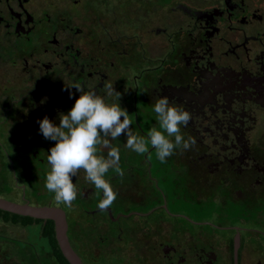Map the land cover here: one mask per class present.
Masks as SVG:
<instances>
[{"label":"flooded vegetation","instance_id":"flooded-vegetation-1","mask_svg":"<svg viewBox=\"0 0 264 264\" xmlns=\"http://www.w3.org/2000/svg\"><path fill=\"white\" fill-rule=\"evenodd\" d=\"M110 82L134 132L158 127L166 95L190 113L191 142L161 162L111 141L123 175L106 174L117 197L103 210L77 171L63 210L67 226L100 219L91 262L107 244L118 264H234L237 236V264H264V0H0V197L56 206L37 120L59 123L73 83Z\"/></svg>","mask_w":264,"mask_h":264},{"label":"clouds","instance_id":"clouds-1","mask_svg":"<svg viewBox=\"0 0 264 264\" xmlns=\"http://www.w3.org/2000/svg\"><path fill=\"white\" fill-rule=\"evenodd\" d=\"M69 87H74L79 95L66 113L58 112L59 123L47 115L37 120L43 137L54 141L46 157L49 170L45 188L58 203L70 205L76 199L72 177L80 169L101 196L97 207L103 210L113 203L117 192L106 174L112 169L123 175L119 147L111 143L121 135L126 137L125 147L143 154L151 146L161 162L177 147L190 146L191 138L185 139L181 132L190 120V113L166 95H160L151 106L158 127L152 126L146 134H141L132 130L133 118L121 106V94L114 89L113 82L102 85V94L95 87L85 88L79 83ZM101 146L107 149L106 153Z\"/></svg>","mask_w":264,"mask_h":264},{"label":"rangeland","instance_id":"rangeland-1","mask_svg":"<svg viewBox=\"0 0 264 264\" xmlns=\"http://www.w3.org/2000/svg\"><path fill=\"white\" fill-rule=\"evenodd\" d=\"M140 1L146 2L148 0ZM149 1L151 2L154 0ZM3 114L4 113L0 111V119L3 117ZM19 131L28 132L27 128L26 131L24 129H20ZM1 132H3V130H1ZM2 142L3 141L0 139V144ZM3 156L4 153L0 150V160ZM1 192L2 191H0V193ZM27 198L29 199L30 204L36 205V197L27 195ZM52 204L65 209L63 202L58 203L54 199ZM99 221L100 219L93 215L85 216L78 213L75 214V212L72 213L68 218L69 228L67 231L72 248L77 252L84 264L121 263L119 262V255H116L112 247L107 244L101 247V250H103L101 255L98 251L100 259L97 263L91 262L90 257L92 247L97 245L98 242L96 235L98 228L97 222ZM1 233L3 236H0V255L6 257L8 260L0 262V264H58L49 250L47 241L41 235L40 223L33 222L24 225L21 223L5 221L0 218V234ZM243 261V264L250 263V261L246 259H243ZM254 264H256V261Z\"/></svg>","mask_w":264,"mask_h":264},{"label":"water","instance_id":"water-1","mask_svg":"<svg viewBox=\"0 0 264 264\" xmlns=\"http://www.w3.org/2000/svg\"><path fill=\"white\" fill-rule=\"evenodd\" d=\"M0 210L23 217L51 220L58 248L68 264H84L72 248L67 236V220L64 210L58 206H37L28 202L18 203L0 197ZM238 237L234 241V264H237Z\"/></svg>","mask_w":264,"mask_h":264},{"label":"trees","instance_id":"trees-1","mask_svg":"<svg viewBox=\"0 0 264 264\" xmlns=\"http://www.w3.org/2000/svg\"><path fill=\"white\" fill-rule=\"evenodd\" d=\"M0 218L5 221L14 223H21L27 225L29 223L38 222L41 224V235L47 241L49 250L52 256L56 259L58 264H68L66 259L62 256L54 235V226L51 220H39L30 217H23L16 214H11L0 210Z\"/></svg>","mask_w":264,"mask_h":264}]
</instances>
